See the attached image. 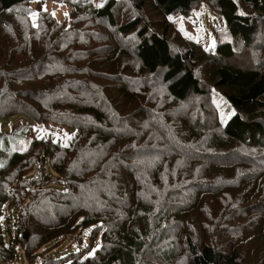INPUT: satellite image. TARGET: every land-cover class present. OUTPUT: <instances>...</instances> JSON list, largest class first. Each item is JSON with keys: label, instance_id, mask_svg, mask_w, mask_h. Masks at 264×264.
<instances>
[{"label": "trees", "instance_id": "trees-1", "mask_svg": "<svg viewBox=\"0 0 264 264\" xmlns=\"http://www.w3.org/2000/svg\"><path fill=\"white\" fill-rule=\"evenodd\" d=\"M34 1L0 0L4 34L24 20L0 115L77 133L0 137V264L70 237L42 264H264V0H53L64 21ZM203 3L213 50L172 19Z\"/></svg>", "mask_w": 264, "mask_h": 264}, {"label": "rangeland", "instance_id": "rangeland-1", "mask_svg": "<svg viewBox=\"0 0 264 264\" xmlns=\"http://www.w3.org/2000/svg\"><path fill=\"white\" fill-rule=\"evenodd\" d=\"M40 4L43 5L45 10L52 12L60 21H64L65 17L70 12V8L65 4H60L53 0H36L30 5L31 10L37 9ZM172 19L175 23L174 26L176 29L181 31L185 37L193 40L196 38L200 39L204 47L206 49L210 48L211 50L214 49L216 43L212 29L215 26L223 28V24H225L221 16L213 12L205 3H203L198 10L192 12L189 16L184 17L183 15H175ZM32 20L36 23L35 15H32ZM262 30L264 31V29ZM10 32L9 38L6 34H4L0 25V63L8 59V54L6 52L10 47H13V50H10V53L15 52V59H24V20L21 24L18 23L15 28L10 29ZM11 38H13V42L7 46V42ZM17 47L18 50L14 51ZM13 83H18L19 85L17 88L13 89L14 91L24 87V82L14 80ZM4 117V115H0V137H2L5 133H14V131L18 129L19 131L15 133L13 137L23 136L24 133L21 128L24 127L25 123L31 125L30 136L32 138H48L60 144H68L70 139L77 133L76 130L59 125L56 126L52 122L35 124L24 118V116H15L12 118ZM9 153H0L1 159L4 160H0V166L4 164ZM36 173L37 168H35L31 176H34ZM2 226L4 229L5 242L9 246L11 235L13 237L16 235L17 213L15 210L10 211L8 208L5 209L2 217ZM70 244H73V247H76V242L73 237L67 238L57 248H53L55 245V243H53L47 247L49 251L44 255V257L51 258L55 255L60 257L68 251ZM17 249L19 256L13 264H29L22 248L18 246ZM44 257L38 256L34 264H42Z\"/></svg>", "mask_w": 264, "mask_h": 264}, {"label": "water", "instance_id": "water-1", "mask_svg": "<svg viewBox=\"0 0 264 264\" xmlns=\"http://www.w3.org/2000/svg\"><path fill=\"white\" fill-rule=\"evenodd\" d=\"M28 236H29V235L27 234V235H26V239H28Z\"/></svg>", "mask_w": 264, "mask_h": 264}]
</instances>
